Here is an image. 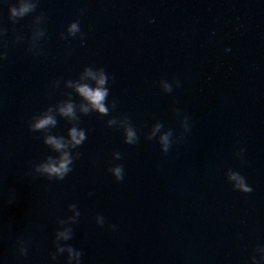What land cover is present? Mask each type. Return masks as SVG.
Returning a JSON list of instances; mask_svg holds the SVG:
<instances>
[{
	"label": "water",
	"instance_id": "obj_1",
	"mask_svg": "<svg viewBox=\"0 0 264 264\" xmlns=\"http://www.w3.org/2000/svg\"><path fill=\"white\" fill-rule=\"evenodd\" d=\"M86 69L105 115L66 86ZM0 264H264V0H0Z\"/></svg>",
	"mask_w": 264,
	"mask_h": 264
},
{
	"label": "clouds",
	"instance_id": "obj_2",
	"mask_svg": "<svg viewBox=\"0 0 264 264\" xmlns=\"http://www.w3.org/2000/svg\"><path fill=\"white\" fill-rule=\"evenodd\" d=\"M31 9V5L24 3L18 9H11L10 14L13 17H19L25 15ZM68 34L70 36L75 35L78 32V26L76 23L69 25ZM91 81V85L88 83H69L67 87H71L75 93L81 98L83 103L80 106V112L87 114L89 111H95L99 115H105L107 109L104 106V100L107 96V89L104 87L106 82V77L103 72H92L90 70H85L81 81L84 80ZM167 90V85H165ZM52 110L49 109L48 112L42 114L39 118H36L31 124V130L39 131L45 128H50L55 126V117L51 114ZM56 113L61 118H68L72 120L75 118L74 106L72 103H63L57 105ZM115 123V121H109V124ZM155 134V130L153 131ZM85 139L83 130H77L76 127L69 128L67 132V140L62 137L48 136L44 143L49 145L53 150L59 153V156L55 160H49L46 164L40 166L39 171L46 173L50 176L54 175L57 179H62L65 174H67L71 169L69 165L72 163L73 157L69 155V149L78 147ZM135 140L134 132L130 128L125 129V142L133 143ZM167 136L161 137V144L163 149H167ZM113 175L116 180L121 179V171L119 168L112 170ZM230 181H234V188L243 193H248L251 191L250 188L245 187L244 181L238 175L232 174L229 176ZM56 238L58 240L69 239V233L67 230L64 232L57 233ZM65 249H57L58 252L64 251ZM68 252V260L71 262L73 259L78 260L80 253H74L71 248L66 249Z\"/></svg>",
	"mask_w": 264,
	"mask_h": 264
}]
</instances>
